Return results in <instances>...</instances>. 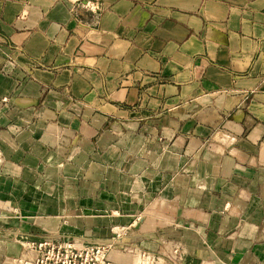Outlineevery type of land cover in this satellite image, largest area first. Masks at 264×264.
<instances>
[{"label": "crops", "instance_id": "obj_1", "mask_svg": "<svg viewBox=\"0 0 264 264\" xmlns=\"http://www.w3.org/2000/svg\"><path fill=\"white\" fill-rule=\"evenodd\" d=\"M122 230L264 264V0H0V264Z\"/></svg>", "mask_w": 264, "mask_h": 264}, {"label": "built area", "instance_id": "obj_2", "mask_svg": "<svg viewBox=\"0 0 264 264\" xmlns=\"http://www.w3.org/2000/svg\"><path fill=\"white\" fill-rule=\"evenodd\" d=\"M87 5V4H86ZM88 6V5H87ZM127 231L115 234V239L108 244H82L72 240L54 242L46 238L41 241L20 242V255L14 260L15 264H115L109 258V253L117 248L121 238ZM118 250L132 255V264H157V257L139 248L119 247ZM181 250H172L174 263L180 261Z\"/></svg>", "mask_w": 264, "mask_h": 264}]
</instances>
